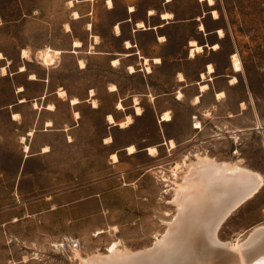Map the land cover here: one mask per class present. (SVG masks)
<instances>
[{
    "label": "rangeland",
    "instance_id": "1",
    "mask_svg": "<svg viewBox=\"0 0 264 264\" xmlns=\"http://www.w3.org/2000/svg\"><path fill=\"white\" fill-rule=\"evenodd\" d=\"M215 3L206 7L196 0H178L181 18L199 17L208 29L216 25L210 23V15L202 20V12H218V25L227 35L215 56L219 71L234 53L242 67L236 71L231 65L229 74L237 78V84L221 97L236 104V113L227 129L222 120H212L215 114L223 118V112L209 115L205 129L194 138L191 127H184L186 110L176 108L170 114L174 121L171 132L183 135L184 140H173L176 147L171 148L163 134L165 123L158 120L163 113L155 112L149 98L140 101L143 115L132 116L134 124L129 129L107 127L105 114L114 101L107 87L111 88L114 80H124L132 89L139 87L140 78L128 80L125 68L107 66L103 55L98 54L117 51L108 30L118 15L107 14L102 0L75 3V7L69 0H0V264H79L76 253L83 259L107 254V247L117 241L120 248L132 252L148 249L166 234V223L177 214L171 202L172 187L182 172L174 176L173 167L196 154L237 162L263 178L254 197L224 220L218 239L223 243L243 241L254 229L264 226V0ZM92 6V16L73 20L74 11L85 14ZM89 21L94 29L91 23L86 29L93 30L91 37L100 38L103 47L89 46L91 38L85 30ZM188 31L186 26L181 33ZM75 40L83 43L77 52H73ZM24 49L29 52L28 59L21 58ZM46 49L62 52L55 64L43 65L39 53ZM79 60L87 69H79ZM22 64L28 71L17 75ZM3 67H7L5 76ZM29 74L37 80L48 77L51 89H65L82 99L92 90L95 97L91 96L90 103L96 99L100 110L93 111L84 103L77 133L67 139L68 133L60 129L70 123L72 113L67 104L60 103L54 126L49 132L39 126L40 140L30 153L43 146L48 152L24 162L8 106L16 101L20 86L37 92L36 86L25 81ZM139 76L143 78L142 73ZM194 117L193 122L203 118L201 114ZM130 145L135 146L136 154H128ZM152 146L158 149L153 158L145 151ZM112 154H117L118 162L114 163Z\"/></svg>",
    "mask_w": 264,
    "mask_h": 264
},
{
    "label": "crops",
    "instance_id": "2",
    "mask_svg": "<svg viewBox=\"0 0 264 264\" xmlns=\"http://www.w3.org/2000/svg\"><path fill=\"white\" fill-rule=\"evenodd\" d=\"M77 1L78 0H75L76 4L80 2H97L99 0ZM102 1L103 8L107 14L118 15V18L108 30L113 36L114 41H116L117 51H101L98 54L103 55L107 66L118 70L125 68L123 71H125V73L127 72L126 75L128 80L140 78L139 87H134L132 89L128 87V84L124 80H114L115 82L111 83V86L114 85L117 88L116 91H111V88L107 87L106 92L109 95L114 96V101H112L108 113L105 114V121L108 114H112L117 123L124 121L129 115L131 117L135 116V99L139 100L140 105V101L149 98V103L152 104L157 114L159 112H169V114H173L178 107L181 108L182 111L186 110L187 121L184 127H191L195 132L194 138L205 129V124L209 119H207V117L209 115H214L217 111L223 112L225 114L224 117L221 118L218 114H215V117L212 118V120L214 119L216 123L222 120L224 129L231 126V119L234 117L233 114L236 113V104L223 100L226 96L217 99V94L224 92L226 95L229 88H233L234 86L229 83L231 77L234 76L230 75L229 72L232 70V57H234L235 53L232 54L229 59H225L223 70L219 71L218 62L216 61L215 56L219 53L221 48L217 51L209 49L210 45L219 44L221 46L227 37L226 34L223 38L219 37V30H222L218 25L219 19L215 20L210 12L203 11L201 15L202 20L210 15V23L216 25L208 29L205 24L206 31L204 32L200 31L199 24H194L195 21L200 23L198 20L199 17L195 20L183 19L180 17L178 0H112V8H108L106 5L107 0ZM196 2L206 7H213L209 6L206 1L196 0ZM73 7H75V4ZM93 8L94 6H92L91 10L85 14H80L81 17L92 16ZM151 11H153L154 14H151ZM163 14H169L172 16L169 19H163ZM140 22L145 24L146 29L138 28ZM89 23L91 22L89 21L85 24V30L88 32V38H91L89 44V46H91L95 43V40L91 37L93 30L90 29L91 31H88L86 29V25ZM91 24L93 26V23ZM116 25L120 27V34H117L115 31L114 27H116ZM186 26L190 27V31L183 35L181 30ZM193 40L197 42V45L203 46L205 51L202 54L196 55L195 58H190V51L192 48L190 43ZM128 41L134 47L127 48L125 43ZM101 44L102 42L94 44L95 48ZM207 44H209V47ZM103 45L104 44H102V47ZM22 53L21 58L23 59ZM142 57L149 58L150 60L159 58L161 59V63L155 64L153 61L150 62L152 72L148 73L145 69L146 65L144 64ZM113 59H118L120 61L118 67L111 66ZM23 64L26 65L25 63ZM23 64L22 66H24ZM209 65H212L215 68L214 73H209ZM130 66L135 67L137 72L134 74L129 72ZM19 67H21V65ZM79 69L82 71L87 69V66L85 68L79 67ZM26 71H28V69ZM24 73L25 71L20 72L19 68L16 72L17 75L21 76ZM140 73L143 74V78L139 76ZM202 74H205L206 78H201ZM180 75H183V81L180 80ZM29 76L31 75H27L25 81L31 86H36L38 89L37 92L33 94L32 91L25 87L26 85H23L24 87L20 86L24 89L20 91V87L17 88V99L14 103L8 106V109H10V124L18 132V140L21 145L24 162L27 160L29 161L33 157L46 154L42 152V148L45 146L41 147L40 151H37L34 154H31L30 152L32 147L37 145L40 140V136L38 135L39 126H42L43 132H49V128L54 126L56 120L55 114L60 103L67 104L72 113L70 123H65L60 129L61 131L68 133L67 139L69 136H75L77 133V129L80 126L79 120L81 119L82 105L84 103H89L93 111L100 110L99 104L97 108H93V104L90 103L92 90L87 93V97L84 99L77 97V95L71 96L68 93V99H64L59 96V90L56 91V89H51L48 77H43L37 80V77L36 79H31ZM202 83H207L209 86V89L205 92L201 91L200 85ZM180 93L183 95V98L181 99L179 98ZM198 96L200 102L196 103L195 98ZM74 97L78 98L80 102L76 105H71L70 100ZM152 98H154V100ZM120 102L124 107L123 110L117 108V105ZM49 105H53L54 109H48ZM76 112L80 114L79 118H76V116L74 117ZM16 114L19 115V118L15 120L14 115ZM198 114L203 116L202 120L197 117ZM194 116L197 117L196 121L201 123V128H194L193 125L195 122L192 121ZM48 121L52 122L51 127L47 126ZM107 122L108 121H106V123ZM159 122L165 123V130H163L164 138H167L168 140L172 139L175 142H181L184 140L183 135L178 137L171 132V127L174 122L173 118L169 122H161L160 120ZM133 124L131 126H133ZM66 127L69 128L67 131L65 130ZM107 127L108 129L118 128L120 130H125L119 128V126H111L108 123ZM130 127L126 129H129ZM30 132H33V134L29 135L28 133ZM25 145L30 147L29 153L24 152L25 150L23 146ZM121 151L123 150H120V152ZM153 157L154 156H151V158Z\"/></svg>",
    "mask_w": 264,
    "mask_h": 264
},
{
    "label": "bare ground",
    "instance_id": "3",
    "mask_svg": "<svg viewBox=\"0 0 264 264\" xmlns=\"http://www.w3.org/2000/svg\"><path fill=\"white\" fill-rule=\"evenodd\" d=\"M200 1H206L209 6L216 4L215 0H211V3L209 0ZM69 4L73 7L75 0H69ZM106 5L108 8H112V0H107ZM151 14H154V12L151 11ZM212 15L214 19L219 18L217 11H213ZM171 16L163 14V19H169ZM81 18L77 11L73 12V20ZM1 24L2 22L0 21ZM88 27V29H91V25ZM65 28L67 32L71 31L69 24H66ZM114 28L116 33L120 34V27L116 25ZM138 28L146 29L145 24L142 22L138 24ZM199 29L200 31H205L203 23H200ZM219 37H224L223 30H219ZM94 39L95 43L98 44L99 38L94 36ZM72 44L73 52H77L78 49L83 47V43L79 40L73 41ZM94 44L91 48H94ZM125 44L127 48L134 47L129 41ZM190 46L192 47L190 58H195L196 55L204 52V47L197 45L194 40L191 41ZM210 48L216 51L220 47L219 44H214ZM61 53L59 50L46 49L39 53V57L43 65L50 66L55 64L57 56ZM22 54L23 58L28 59L30 57L27 50H23ZM142 59L148 73L152 72L150 62L161 63L159 58L150 60L142 57ZM119 64L120 61L118 59L112 60L111 65L113 67H118ZM79 65L81 68H85L83 60H79ZM232 65L236 71L242 70L237 55H234ZM208 69L209 73L215 72L212 65H209ZM26 70V66L20 67V72ZM129 72L134 74L137 71L135 67L130 66ZM6 74L7 67H3L2 75ZM30 77L31 79H36L33 74ZM201 78H206V75L202 74ZM180 80L183 81L184 77L181 76ZM229 83L231 85L237 84V78H231ZM200 87L202 92L209 89L207 83H202ZM19 90L22 91V87ZM110 90L116 91L117 88L113 85ZM58 93L61 98L65 99L67 97V92L64 89H60ZM91 96H94L93 91H91ZM223 96L224 92L218 93L217 99ZM179 98H183L181 93ZM79 102L77 98L70 100L71 105H76ZM195 102H200L199 96L195 98ZM92 104L93 108L98 107L95 100L92 101ZM117 108H124L121 102L118 103ZM48 109L52 110L54 106L49 105ZM135 111L137 116L143 115L138 99H135ZM165 115L168 117L167 120L164 118ZM75 116L79 118L80 114L76 112ZM18 118V114L14 115L15 120ZM106 120L111 126L116 125L120 128H127L133 124V119L130 115L120 123L116 122L112 114H108ZM159 120L161 122H169L172 117L166 112L160 116ZM47 126L51 127L52 122L48 121ZM193 126L201 128V123L195 122ZM68 129L66 127V130ZM28 134L32 135L33 132ZM106 140L112 142L111 137ZM166 143L171 148L176 147L173 140ZM23 147L24 152L29 153L30 147L28 145ZM129 148H133L134 151L129 152ZM126 151L129 155H132L137 150L135 146L130 145L126 148ZM146 151L150 156H155L158 149L152 146L146 148ZM43 152H48V147H45ZM112 159L114 163L118 162L117 154H112ZM179 171L182 172V176L172 187L174 194L171 200L172 204L177 208V214L176 217L174 216L173 219L166 223V234L158 237L156 242L148 249L137 252L120 248L117 241L107 247V254L98 253L83 259L76 253L79 258V264H264V226L254 229L248 238L243 241L223 243L217 237L220 226L230 213L242 203L254 197L259 191L263 184L262 176L242 168L237 162L218 161L215 158L200 154H196L193 159L186 157L182 163H177L172 169L174 176L177 177Z\"/></svg>",
    "mask_w": 264,
    "mask_h": 264
},
{
    "label": "snow or ice",
    "instance_id": "4",
    "mask_svg": "<svg viewBox=\"0 0 264 264\" xmlns=\"http://www.w3.org/2000/svg\"><path fill=\"white\" fill-rule=\"evenodd\" d=\"M209 2L211 3V0H209ZM164 118L167 120L168 119L167 115H165ZM197 127H199V125H197ZM45 151H47V149H45ZM132 151H134V149L133 148H129V152H132Z\"/></svg>",
    "mask_w": 264,
    "mask_h": 264
},
{
    "label": "built area",
    "instance_id": "5",
    "mask_svg": "<svg viewBox=\"0 0 264 264\" xmlns=\"http://www.w3.org/2000/svg\"><path fill=\"white\" fill-rule=\"evenodd\" d=\"M232 62H233V57H232ZM194 119H196V117H194Z\"/></svg>",
    "mask_w": 264,
    "mask_h": 264
}]
</instances>
